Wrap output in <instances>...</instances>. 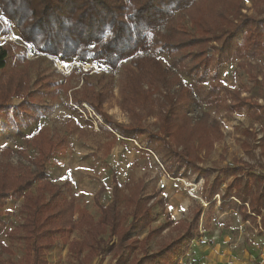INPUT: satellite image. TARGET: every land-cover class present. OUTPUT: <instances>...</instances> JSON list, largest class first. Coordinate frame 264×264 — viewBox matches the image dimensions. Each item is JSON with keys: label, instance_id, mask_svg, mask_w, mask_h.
Instances as JSON below:
<instances>
[{"label": "trees", "instance_id": "16d2710c", "mask_svg": "<svg viewBox=\"0 0 264 264\" xmlns=\"http://www.w3.org/2000/svg\"><path fill=\"white\" fill-rule=\"evenodd\" d=\"M213 1L0 0L2 17L17 28L24 43L41 53L83 63H99L112 70L110 75L102 74L96 83L91 81V69L83 71V82L79 87L66 84L74 73L65 81L42 75L36 78L32 90L31 74L27 68L31 63L27 57L28 49L13 40L0 44V129L13 130L23 136L24 129L49 113L50 104L46 100L57 99L63 91L70 103L76 105V110L87 115L88 109L83 106L86 103L101 116L103 126H110L125 138H136L146 132L136 120L149 116L154 109V103H147L145 98L155 93L162 97L156 103L160 111L161 132L147 140V147L160 156L166 173L171 176L206 175L208 170L198 165L201 146L211 149L213 137L206 133L218 132L219 122L217 119L211 121V112L205 110V106L246 109L247 114L264 127V104L257 101L259 97L264 98L261 92L264 90L263 82L256 81L257 91L253 93L255 88L251 89L250 97H242L239 90L231 91L226 85L216 82V71L223 64L264 56V18L240 15L241 0ZM189 23L195 26L194 30L189 28ZM11 32L0 19V36ZM193 45L198 51L179 55ZM158 52L167 54L172 64L167 66ZM210 67L216 74L210 77L207 87L205 81ZM119 69L124 71L119 91L121 105L131 115L129 123H119L105 109V104L114 95V74ZM182 75L191 81L184 80ZM27 91L19 104L10 102L15 94ZM10 111H13L12 115ZM191 127L203 133L198 135ZM194 135L198 136L194 138ZM260 141L264 154V136ZM32 145L37 150L35 157L26 160L25 152L20 151L21 160L17 165L0 161V234L11 233L1 212L6 199L24 198L21 209L26 216L21 230L26 264H49L46 253L55 244L56 236L74 228L86 231L84 238L71 243L76 264H90L99 255L132 249L130 233L145 228L152 220L146 208L147 200L141 198V187L126 196L132 217L128 225H122L129 213L121 212L117 187L111 203L99 204V219L85 213L76 221V202L68 194V184L64 187L55 183L47 173L50 159L59 150L71 146L69 138L66 135L57 138L42 136L33 139ZM5 150L7 153L4 155L15 153L13 149ZM261 167L264 168V164ZM231 171L229 167L222 170L225 174ZM8 178L17 183L8 184ZM256 178L252 183L245 181L241 185L240 191L245 195L238 197L243 201L241 207L247 208L248 204L253 213L244 212L246 220L262 216L264 210V174L258 173ZM21 180L26 181L19 185ZM102 188L101 191L106 187ZM101 191L97 198L102 195ZM219 191L218 177L209 187L207 200L212 201ZM222 197L224 205L231 202L227 199L231 200L232 194L224 193ZM196 217L192 228L194 233L180 238L176 247H182L189 239L202 235ZM262 220L264 231V215ZM115 236L117 240H113ZM172 247L166 250L167 253L159 251L145 260L131 259L127 264H180L186 250L179 248L170 254ZM6 251H10L9 247L0 244V262ZM167 255L170 257L166 258ZM126 262L127 258L120 254L117 264Z\"/></svg>", "mask_w": 264, "mask_h": 264}, {"label": "rangeland", "instance_id": "374dc122", "mask_svg": "<svg viewBox=\"0 0 264 264\" xmlns=\"http://www.w3.org/2000/svg\"><path fill=\"white\" fill-rule=\"evenodd\" d=\"M239 3L240 15L254 19L264 18V0H241ZM0 19L16 36L15 42L28 49L27 57L31 63L27 68L31 74L32 90L35 88L36 78L42 75H50L55 80L65 81L68 75L74 73L66 84L69 87H79L83 82V71L87 69L92 70L93 83H96L102 74H112L108 66L99 63H83L77 59H61L41 53L21 40L17 28L11 26L9 21L2 17L1 12ZM189 28L194 30L195 26L189 23ZM9 35H1L0 44L8 42ZM192 51H198V48L193 45L179 55ZM158 55L167 66L172 64L167 54L158 52ZM210 69L211 67L205 81L207 87L210 85V77L216 72H218L216 82L226 85L231 91L239 90L242 97H250V90L253 88H255L253 93L257 91L256 81L263 82L264 86V56L228 62L216 72ZM114 75V95L105 104V109L119 123H129L131 115L122 107L121 92H119L122 88L123 69H119ZM182 78L191 81L186 75H182ZM261 92L264 95V90ZM27 94L28 91L15 94L10 102L17 105ZM161 98L155 93L151 97L146 96L147 103H154L153 112L140 121L136 120L146 132L136 138H125L113 131L110 126L106 127L105 124L104 127L101 116L86 103L83 106L88 109L87 115L76 110V105L70 103V99L62 91L57 99L46 100L50 104L49 113L24 129L23 136L17 135L13 130L0 129V161L17 165L21 160L20 151L25 152L26 160L37 155V150L32 145L33 139L66 135L71 146L66 150H59L50 159L47 163V173L55 183L64 187L68 184L66 186L67 190L70 188L68 194L73 196L76 202V221H79L85 213L91 214L96 220L99 219L101 216L99 204L111 203L117 187L121 212L129 213L122 225H128L132 217L131 206L128 205L126 196L141 187V198L147 200L146 208L151 213L152 220L145 228L130 233L133 241L132 249L126 248L118 254L109 252L99 255L90 264H117L120 254L127 258L124 264L131 259L145 260L159 251L167 253L166 250L171 246L174 247L170 254L179 251V248L186 250L180 258V264H264L262 229L264 210L262 216L246 220L244 212L253 213L248 204H246L247 208L243 209L241 207L243 201L239 199L245 195L240 191L241 185L245 181L254 182L258 173L264 174V168L261 167V164H264V154L260 146L264 127L251 118L246 109H228L224 106L218 109L205 106V110L211 112V121L217 119L219 122L218 132L206 133L207 136L213 137L214 143L211 149L205 145L201 146L198 165L208 171L202 176L197 173L171 176L166 173L165 163L163 164L160 156L149 150L146 144L152 135L161 132L160 111L156 105ZM257 101L264 104V98L259 97ZM9 114L12 115L13 111ZM191 128L193 132H198V135L203 133L196 127ZM198 135H194V138ZM161 144L162 142L158 143V146ZM5 149H13L15 153L4 155L7 153ZM225 167L232 168L230 174L222 172ZM218 177L220 191L212 201H209L207 200L209 187ZM7 180L8 184L17 183L11 178ZM25 181L21 180L18 184H24ZM102 186L106 188L101 191ZM99 191L102 195L97 198ZM224 193L232 194L231 200H227L234 203L223 205ZM23 203L24 198L8 197L1 209L3 218L8 222L7 230H11V233L0 234V244L8 246L10 250L3 252L0 264H7L8 261L26 264L21 230V224L26 216L21 209ZM195 217L198 219V227L202 235L196 239H189L182 247H176L180 238L194 233L192 228L195 225H193L196 221ZM83 234H86V231L74 228L57 235L55 244L46 253L48 263L76 264L77 259L71 251V243L73 240L84 238ZM201 239L205 240L204 244ZM113 240H117V237H113ZM86 252L87 250L84 254Z\"/></svg>", "mask_w": 264, "mask_h": 264}, {"label": "built area", "instance_id": "2783aa9c", "mask_svg": "<svg viewBox=\"0 0 264 264\" xmlns=\"http://www.w3.org/2000/svg\"><path fill=\"white\" fill-rule=\"evenodd\" d=\"M15 39H16V36L13 34V32L7 37V40L8 41H10V40L15 41ZM31 58H34V56H32ZM201 242L204 244L205 243V240L204 239H201Z\"/></svg>", "mask_w": 264, "mask_h": 264}]
</instances>
